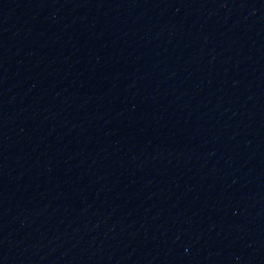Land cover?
<instances>
[{
	"label": "water",
	"instance_id": "water-1",
	"mask_svg": "<svg viewBox=\"0 0 264 264\" xmlns=\"http://www.w3.org/2000/svg\"><path fill=\"white\" fill-rule=\"evenodd\" d=\"M0 264H264V0H0Z\"/></svg>",
	"mask_w": 264,
	"mask_h": 264
}]
</instances>
